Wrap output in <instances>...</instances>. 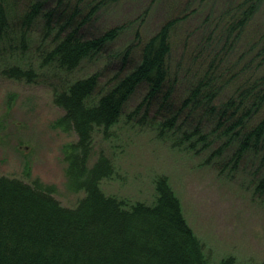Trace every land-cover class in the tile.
Listing matches in <instances>:
<instances>
[{"label":"trees","instance_id":"obj_1","mask_svg":"<svg viewBox=\"0 0 264 264\" xmlns=\"http://www.w3.org/2000/svg\"><path fill=\"white\" fill-rule=\"evenodd\" d=\"M55 2L0 0L1 73L30 85L45 83L49 76L54 103L63 110L55 125L77 137L63 146L65 173L70 187L84 195L75 206H67L55 196L53 184L0 174V264H209L172 176L155 174L151 201L107 192L103 183L120 174V163L106 147L95 149L96 142L98 137L103 144L117 142L119 126L143 125L154 106L160 117L153 128L161 142L199 155L221 141L207 161L236 142L226 163L233 167L242 156L253 154L260 172L254 192L264 198V114L253 121L264 109V21L257 19L264 0H227L207 37L217 39L220 49L206 68L195 71L179 98L170 58L172 32L185 16L168 19L144 42L136 62L131 47L105 51L124 25L94 38L80 31L99 3L85 14L78 3ZM38 40L30 60L28 50ZM243 41L240 61L245 64L231 79L237 83L235 92L216 105L227 83L218 66ZM141 89V101L126 110ZM25 172L30 175L29 169ZM238 263L229 255L219 264Z\"/></svg>","mask_w":264,"mask_h":264},{"label":"rangeland","instance_id":"obj_2","mask_svg":"<svg viewBox=\"0 0 264 264\" xmlns=\"http://www.w3.org/2000/svg\"><path fill=\"white\" fill-rule=\"evenodd\" d=\"M69 1L78 3L85 14L97 3L100 4L99 10L80 28L86 38H94L112 27L124 25L121 35L107 44L105 51L115 53L131 47V57L136 62L140 60L144 42L168 19L187 16L172 32L170 67L172 78L177 75L175 98L185 93L195 71L206 68L216 57L217 48L220 49L217 39L211 42L207 37L216 27V16L224 9L227 0ZM55 4V0H49V6ZM257 19L258 22L264 21V8ZM38 44L39 40L30 46L27 53L29 59L35 57L34 49ZM244 44V41L236 44L218 66V73L224 74L227 83L215 101L216 105L235 92L237 83L231 79L245 64L240 61ZM17 50L20 52L19 48ZM217 58L220 61L222 56ZM3 69L2 61L0 174L28 180L37 177L45 184L55 185V196L64 205L75 206L84 192L70 187L62 149L65 144L75 142L77 137L73 131H65L55 125L63 110L54 103L49 76H45V83L30 85L5 77L1 73ZM108 73L111 75V72ZM101 81H106L105 74ZM142 96L141 89L130 100L126 110L134 109ZM143 112L144 109L138 117ZM262 114L264 109L253 121H258ZM159 117L153 106L143 125L129 123L119 126L117 142L103 144L98 137L95 149L106 147L108 152L115 153L120 163V174L105 180L103 188L131 200L141 198L151 201L155 174L169 173L182 198L186 217L205 245L209 264H219L229 255H235L238 264H264V198L254 192V181L260 172L258 164L253 161V154L242 156L235 167L232 163L226 166L237 148L235 142L219 157L207 161L221 141L212 143L199 155L184 149L185 146L172 147V142H161L154 133L157 132L153 128L155 120ZM202 126L208 130V124ZM176 137L179 139L181 136L176 134ZM26 169L30 171L29 176Z\"/></svg>","mask_w":264,"mask_h":264}]
</instances>
